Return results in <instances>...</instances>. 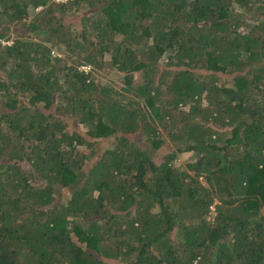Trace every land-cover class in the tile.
Masks as SVG:
<instances>
[{
	"label": "trees",
	"instance_id": "16d2710c",
	"mask_svg": "<svg viewBox=\"0 0 264 264\" xmlns=\"http://www.w3.org/2000/svg\"><path fill=\"white\" fill-rule=\"evenodd\" d=\"M0 264H264V0H0Z\"/></svg>",
	"mask_w": 264,
	"mask_h": 264
},
{
	"label": "rangeland",
	"instance_id": "374dc122",
	"mask_svg": "<svg viewBox=\"0 0 264 264\" xmlns=\"http://www.w3.org/2000/svg\"><path fill=\"white\" fill-rule=\"evenodd\" d=\"M251 15H256V12H253V13L249 14V16H251ZM79 27H80L79 25H74L73 28L75 29V31H78ZM20 36H26V35H20ZM9 43H12V42L9 41ZM48 45H50V44L48 43ZM62 51L63 50L56 49L55 47L52 49V53L54 55H57V56H60V55L63 56L64 53ZM107 60H109V58H107ZM111 65L112 64L109 61H106V63H105L106 75L105 76L103 75L104 79H107V76H108V78L110 79V81H111V79H118L117 75H115L113 73V72L116 71L115 70V67H112ZM109 70H111L110 73H109ZM99 77H102V76H99ZM220 83L221 84H227L228 86H231L233 84V79L231 77H224V78H222L220 80ZM203 103H204V105H206V99H203ZM186 108H187V106H182L181 107V109H183V110H186ZM192 159H193V157H192V154L190 152L189 153L188 152L187 153L186 152H182V153H179L177 155V157H176V159L174 160L173 163H174V165L176 167H182V168H186L187 169V167H188L187 165H188V163H190L192 161ZM36 183L39 184V185H43V182L41 180H37ZM215 215H216V209H215V205L213 204L211 206V210L208 213V217H207L208 220H210V221L213 220Z\"/></svg>",
	"mask_w": 264,
	"mask_h": 264
}]
</instances>
